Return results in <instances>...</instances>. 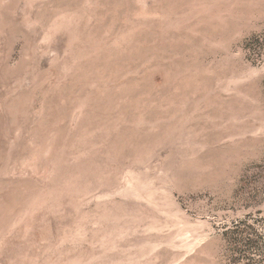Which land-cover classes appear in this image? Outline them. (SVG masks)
Returning <instances> with one entry per match:
<instances>
[{
    "label": "rangeland",
    "instance_id": "obj_1",
    "mask_svg": "<svg viewBox=\"0 0 264 264\" xmlns=\"http://www.w3.org/2000/svg\"><path fill=\"white\" fill-rule=\"evenodd\" d=\"M0 264H264V0H0Z\"/></svg>",
    "mask_w": 264,
    "mask_h": 264
}]
</instances>
